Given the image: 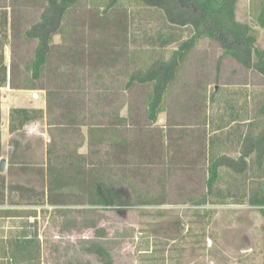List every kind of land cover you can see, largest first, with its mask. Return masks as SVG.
<instances>
[{"label":"rangeland","instance_id":"rangeland-1","mask_svg":"<svg viewBox=\"0 0 264 264\" xmlns=\"http://www.w3.org/2000/svg\"><path fill=\"white\" fill-rule=\"evenodd\" d=\"M263 1L239 0L236 6V18L251 27L258 50L264 49V28L257 22ZM0 3L8 4L10 12L3 49L4 87L8 84L14 105L45 110L42 119L13 133L5 131L0 159L6 164L0 173L8 181L37 185L32 170L8 175L15 138L21 149L25 147L20 155L31 165L44 164L51 134L58 145L87 153L86 126L49 125L52 119L58 120L59 107L73 103L76 112L87 117L93 110L96 126L107 121L104 113L119 112L130 115L134 136H145L149 130L155 142L162 140L163 158L149 154L146 161L136 155L130 158V180L143 197L156 195L161 172L170 173L164 180L166 202L161 205L90 206L82 196L67 198L62 205L29 204L11 193L0 204V264H6L10 239L22 231L38 238L40 264H101L93 252L97 248L107 251L115 264H264V205L249 203L254 193L264 196V153L260 162L256 153L248 158L244 174L221 169L217 186L223 193H233L227 201L243 199L244 203H198L206 191L210 157L224 153L237 157L244 135L251 131L257 136L264 130V116L259 112L264 103L263 75L232 57L219 59V43L201 38L182 64L152 124L146 119L145 104L150 87L131 92L122 88L130 72L168 59L177 46L160 45L158 34L168 29L159 10L136 0H122L118 7L105 11L107 0H79L65 16L61 32L53 36L55 48L41 78L34 81L31 64L37 41L27 39L24 31L39 19L40 0ZM9 80L32 88L13 89ZM46 88L57 91L52 102L60 104L51 116L46 112ZM35 92L38 98H33ZM235 112L239 116L247 113L249 121L242 124L239 118L213 130ZM61 128L66 132H60ZM94 129V140L114 138L101 128Z\"/></svg>","mask_w":264,"mask_h":264},{"label":"trees","instance_id":"trees-1","mask_svg":"<svg viewBox=\"0 0 264 264\" xmlns=\"http://www.w3.org/2000/svg\"><path fill=\"white\" fill-rule=\"evenodd\" d=\"M79 0H40L41 12L39 19L29 28L25 29L24 36L29 40H36L34 59L31 64V78L36 81L41 78L42 70L48 62L51 52L55 48L53 36L62 30L63 20L67 13L78 3ZM122 0H107L105 11L118 7ZM141 4L159 10L167 26L165 33H159L160 45L177 43L176 48L166 60H156L145 70L136 69L130 72L124 83L123 90L131 92L137 87H150L146 98V119L155 123L157 115L161 111L164 98L169 87L176 80L182 64L189 52L196 46L201 38L212 39L219 43L222 53L219 59L232 57L240 65L247 69H254L264 76V49H255V36L251 27L237 20L236 6L239 0H136ZM4 21V37H6L7 11L2 12ZM120 21V20H118ZM258 25L264 28V1L257 15ZM120 24V23H119ZM13 27V26H12ZM187 32L184 37L183 33ZM29 77L26 79V83ZM7 83V66L4 57L0 55V87ZM13 89L32 88L27 85H18L9 80ZM44 89L43 87H38ZM46 112L53 114L56 105L52 100L57 96L54 89H45ZM1 95V93H0ZM77 105L67 104L59 107L58 120L52 119L50 126L68 125L69 128L87 127L89 150L80 153L77 149H69L65 145H58L55 137L46 145V159L42 165L27 163L18 139H13V149L9 155L8 175L12 176L17 171L25 173L34 172L35 184L8 181L5 174L0 173V204L7 196L16 192L20 199L29 204L47 201L50 204H66L67 198L83 197L85 204L90 206H104L109 208L125 207L130 205L165 204V177L169 170L162 171L159 178V192L153 197H143L130 180L132 177L131 156H138L141 161H146L147 154L151 158H163L162 140L155 142L153 134L148 130L147 135L134 136L133 124L130 123V115L123 116L119 112L104 113L107 121L101 125H95L90 115L77 113ZM130 107V106H129ZM55 109V110H54ZM61 109V110H60ZM259 112L264 116V103ZM231 118H241L238 112ZM245 113V112H244ZM43 108L13 107L9 112V131L11 133L22 129L26 124L37 121L44 117ZM247 114V113H246ZM234 119V120H237ZM242 120V119H241ZM57 122V123H55ZM224 122V121H223ZM227 120L213 130H220L226 126ZM54 123V124H53ZM95 127L101 128L102 132L112 133L113 139L107 141L100 137L94 140ZM60 132H66L61 128ZM149 136V137H148ZM161 137V136H160ZM1 150V145H0ZM256 153L258 162L264 153V130L257 136L251 131L244 135L239 155L237 157L228 154L210 157L207 167L206 191L198 202L200 205L244 203L242 200L227 201L232 192L225 193L217 186L221 169H227L238 175L247 172L248 158ZM1 157V153H0ZM13 164L17 167L13 168ZM170 175V173H168ZM7 192V194H6ZM252 205H264V196L256 193L249 197ZM264 213V209H262ZM18 233L9 242V250L5 252L6 264H40V243L38 238L31 234ZM101 261V264H115L110 254L103 248L93 249ZM38 261V262H37Z\"/></svg>","mask_w":264,"mask_h":264},{"label":"crops","instance_id":"crops-1","mask_svg":"<svg viewBox=\"0 0 264 264\" xmlns=\"http://www.w3.org/2000/svg\"><path fill=\"white\" fill-rule=\"evenodd\" d=\"M4 10L7 11V21H6L7 23H6V29H5L6 37H4V25H3L4 21H3V17H2V12ZM9 13L10 12H9V8H8V4L4 6L2 3H0V50H2L0 55H2V56H3V49L6 45V41L8 38L9 27H10ZM0 93H1V95H0V145H2V138H4L5 131L9 132V112H10V109L13 107L29 108V106H27V105H18L17 106V105H14L12 103L13 100L10 99L11 90L8 87V84H7V87H4V85L0 87ZM234 119H237V118L233 117V118H229L228 120L231 121L230 123H234V122H236V120H234ZM241 119H242L241 120L242 124H244V122L249 121L248 114L243 113L241 115ZM3 123H5V124H3ZM227 125H229V122H227ZM0 153H1V150H0Z\"/></svg>","mask_w":264,"mask_h":264},{"label":"water","instance_id":"water-1","mask_svg":"<svg viewBox=\"0 0 264 264\" xmlns=\"http://www.w3.org/2000/svg\"><path fill=\"white\" fill-rule=\"evenodd\" d=\"M6 160L4 158L0 159V172L5 169Z\"/></svg>","mask_w":264,"mask_h":264},{"label":"built area","instance_id":"built-area-1","mask_svg":"<svg viewBox=\"0 0 264 264\" xmlns=\"http://www.w3.org/2000/svg\"><path fill=\"white\" fill-rule=\"evenodd\" d=\"M32 96H33V98H38V97H39V93H36V92H35V93H33Z\"/></svg>","mask_w":264,"mask_h":264}]
</instances>
